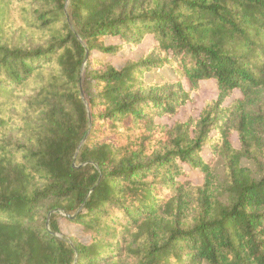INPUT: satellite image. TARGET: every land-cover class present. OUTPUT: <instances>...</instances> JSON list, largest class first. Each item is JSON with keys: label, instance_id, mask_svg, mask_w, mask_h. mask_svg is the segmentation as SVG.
Here are the masks:
<instances>
[{"label": "trees", "instance_id": "obj_1", "mask_svg": "<svg viewBox=\"0 0 264 264\" xmlns=\"http://www.w3.org/2000/svg\"><path fill=\"white\" fill-rule=\"evenodd\" d=\"M259 91L264 0H0V264H264Z\"/></svg>", "mask_w": 264, "mask_h": 264}, {"label": "rangeland", "instance_id": "obj_2", "mask_svg": "<svg viewBox=\"0 0 264 264\" xmlns=\"http://www.w3.org/2000/svg\"><path fill=\"white\" fill-rule=\"evenodd\" d=\"M119 39L110 40L109 43H118ZM152 38L147 37L143 44H141L136 51L130 50V48L125 49L123 52L120 53L117 57L109 58L113 64H115L117 67H122L128 60H138L141 56L145 55L147 53V50L152 45ZM155 74L148 73L146 74V77L149 79ZM166 75H172V73H168ZM157 77V76H154ZM186 86V84H185ZM239 97L238 94L234 95L232 97V100H236ZM218 98V90L214 82H206L202 85V89L198 94H192L191 101L187 103V105L180 110V113L173 119H161L159 122H162L165 125L172 126L174 122L181 121L185 122L190 117L192 118H198L202 112V110L211 102L217 100ZM231 100H228L225 102L224 107H227L230 105ZM249 109L251 110V113L253 114H260L264 113V92L259 91L258 93H255L253 100L249 106ZM232 144L235 148H240V142L238 139L237 134L235 133L232 136ZM204 156H208V150L205 149L203 151ZM263 166H264V159L262 160ZM252 166V165H251ZM256 169V167H255ZM264 175V171L261 173ZM192 181L199 185L202 182V178L199 173L194 172L192 173ZM62 230L63 233L66 235L71 234L72 229L69 226H65L64 223H62Z\"/></svg>", "mask_w": 264, "mask_h": 264}, {"label": "water", "instance_id": "obj_3", "mask_svg": "<svg viewBox=\"0 0 264 264\" xmlns=\"http://www.w3.org/2000/svg\"><path fill=\"white\" fill-rule=\"evenodd\" d=\"M86 62H87V57L85 59V64H86ZM81 98H82L83 102H85V98H84V95L83 94L81 95ZM90 126H91V121H90Z\"/></svg>", "mask_w": 264, "mask_h": 264}]
</instances>
